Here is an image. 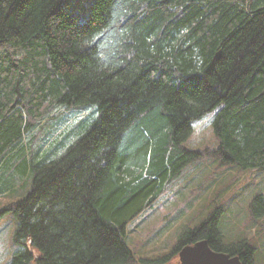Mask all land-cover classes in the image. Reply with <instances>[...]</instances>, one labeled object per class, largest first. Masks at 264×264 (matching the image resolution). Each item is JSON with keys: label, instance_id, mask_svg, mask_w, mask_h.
<instances>
[{"label": "trees", "instance_id": "trees-1", "mask_svg": "<svg viewBox=\"0 0 264 264\" xmlns=\"http://www.w3.org/2000/svg\"><path fill=\"white\" fill-rule=\"evenodd\" d=\"M73 109L95 119L70 145L46 134ZM213 111L209 156L263 169L264 0H0V196H18L0 209L17 221L6 264H179L202 240L254 264L249 243L224 241L221 209L163 258L127 241L208 155L186 142ZM252 209L264 212L259 195Z\"/></svg>", "mask_w": 264, "mask_h": 264}, {"label": "rangeland", "instance_id": "rangeland-1", "mask_svg": "<svg viewBox=\"0 0 264 264\" xmlns=\"http://www.w3.org/2000/svg\"><path fill=\"white\" fill-rule=\"evenodd\" d=\"M214 116L213 111L193 122V132L186 142L187 148L208 151V155L204 153L188 165L154 206L128 224L127 241L138 257L160 259L170 255L184 230L198 227L210 213L221 209L224 241H246L255 249L254 264H264V212L256 216L252 209V202L258 195L264 203V168L242 171L235 166H222L209 156L217 144ZM94 119L73 109L54 117L46 134L56 136L55 132L62 130L64 133L59 137L66 136V144L70 145L69 141L82 132L83 123L86 125ZM67 147L58 154H63ZM16 198V195L0 196V209ZM16 227L12 212L0 219V264L8 263L16 250L13 244ZM178 254L171 259L172 263H179Z\"/></svg>", "mask_w": 264, "mask_h": 264}, {"label": "water", "instance_id": "water-1", "mask_svg": "<svg viewBox=\"0 0 264 264\" xmlns=\"http://www.w3.org/2000/svg\"><path fill=\"white\" fill-rule=\"evenodd\" d=\"M178 257L179 264H242L238 257L213 251L206 240L183 247Z\"/></svg>", "mask_w": 264, "mask_h": 264}]
</instances>
